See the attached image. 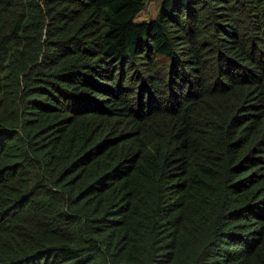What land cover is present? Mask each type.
I'll list each match as a JSON object with an SVG mask.
<instances>
[{
  "label": "trees",
  "instance_id": "1",
  "mask_svg": "<svg viewBox=\"0 0 264 264\" xmlns=\"http://www.w3.org/2000/svg\"><path fill=\"white\" fill-rule=\"evenodd\" d=\"M0 0V264H264V0Z\"/></svg>",
  "mask_w": 264,
  "mask_h": 264
},
{
  "label": "rangeland",
  "instance_id": "2",
  "mask_svg": "<svg viewBox=\"0 0 264 264\" xmlns=\"http://www.w3.org/2000/svg\"><path fill=\"white\" fill-rule=\"evenodd\" d=\"M146 5L144 9L137 15L138 22H150L158 15L160 5L163 0H144Z\"/></svg>",
  "mask_w": 264,
  "mask_h": 264
}]
</instances>
